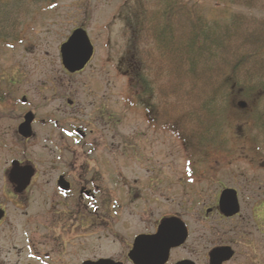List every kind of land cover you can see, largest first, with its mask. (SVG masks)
<instances>
[{
	"label": "flooded vegetation",
	"instance_id": "flooded-vegetation-1",
	"mask_svg": "<svg viewBox=\"0 0 264 264\" xmlns=\"http://www.w3.org/2000/svg\"><path fill=\"white\" fill-rule=\"evenodd\" d=\"M59 56L70 78L86 67L70 72ZM36 89L32 98L0 87V264H264L260 189L219 184L203 198H164L185 177L170 180L168 163L157 167L140 150L152 129L167 132V110L151 94L125 92L145 126L131 154L148 165L131 177L122 166L130 144L120 142V115L107 98L86 86L81 99L74 88ZM89 96L98 105L86 112ZM225 189L236 198L222 200Z\"/></svg>",
	"mask_w": 264,
	"mask_h": 264
},
{
	"label": "rangeland",
	"instance_id": "rangeland-1",
	"mask_svg": "<svg viewBox=\"0 0 264 264\" xmlns=\"http://www.w3.org/2000/svg\"><path fill=\"white\" fill-rule=\"evenodd\" d=\"M136 1L54 0L51 5L33 6L31 14L25 16L24 22L13 33L18 36L17 39L9 37L8 40H14L9 41L12 45L9 47L8 44L0 43V87H12L17 94L25 92L35 98L38 92L36 88L54 85L63 87L61 92L74 88L77 92L75 95L81 99L86 86L97 96L108 99L109 110L115 109L120 115V142L130 144L127 152L131 157L122 166L127 167L131 177L140 171H136L140 166L147 165L136 159L134 161L131 154L138 149L136 145L141 142L139 134H143L141 132L145 129L144 123H140L137 116L125 107L129 75H126L123 59L130 51L134 52L131 47L134 44L133 39L135 40L131 29L133 26L126 31L125 19L130 9V19L135 22L138 18L135 14ZM181 1L198 3L212 19L225 16L230 11L251 15L255 20L264 18V8L260 5L252 9L231 7L227 10L212 0ZM127 2L130 7L124 8ZM140 12L149 15V5H145ZM145 18L141 15V19ZM260 25L255 23L253 29ZM79 27L86 31L94 53L83 72L70 78L62 72L58 49L72 31ZM132 58H136V46ZM20 75V82L14 81L10 85L9 79L16 76L19 79ZM156 87L154 89L158 91ZM97 96H89L82 109L87 108L85 111L89 112L91 103L98 105ZM153 97L154 100L158 99V94ZM240 102L244 101L237 96L232 102L230 114H226L228 110L223 111L225 120L221 122V131L216 136L213 149L204 154L190 152L172 128L167 132H161L158 128L157 132L152 129L151 133H147V140L140 144V150L147 157H151L153 164L160 167L167 162L170 180L176 179L182 170L184 172L185 181L182 186L170 185L165 190L164 198L168 197L170 203L173 199L182 198L181 194L187 195L185 198L196 199V193L203 198L205 194L219 188V184L234 185L245 194H251V190L258 189L264 193V102L259 101L247 110L246 105H239ZM183 110L181 106V115ZM255 114H258V122L254 119ZM154 208L155 213L158 210L156 203ZM5 247L1 241L0 248Z\"/></svg>",
	"mask_w": 264,
	"mask_h": 264
},
{
	"label": "trees",
	"instance_id": "trees-1",
	"mask_svg": "<svg viewBox=\"0 0 264 264\" xmlns=\"http://www.w3.org/2000/svg\"><path fill=\"white\" fill-rule=\"evenodd\" d=\"M53 1L0 0V41L17 39L13 33L31 14V8ZM212 1L227 10L264 8V0ZM145 5H149V15L140 12ZM130 10L126 31L133 26L131 49L135 52L136 46V58L129 49L123 59L130 95L158 94L156 102L168 113L165 130L172 128L190 152L204 154L213 149L225 120L223 111L230 114L237 96L245 102V110L264 102V18L255 20L230 11L212 19L198 3L181 0H137L135 22ZM255 23L260 27L253 29Z\"/></svg>",
	"mask_w": 264,
	"mask_h": 264
},
{
	"label": "water",
	"instance_id": "water-1",
	"mask_svg": "<svg viewBox=\"0 0 264 264\" xmlns=\"http://www.w3.org/2000/svg\"><path fill=\"white\" fill-rule=\"evenodd\" d=\"M59 51L64 68L70 72H75L82 70L89 62L93 54V47L86 31L82 28H76L72 31L68 39L60 45ZM239 105L244 107L245 103L240 102ZM220 198L222 200L236 198L235 191L231 189H225L221 193Z\"/></svg>",
	"mask_w": 264,
	"mask_h": 264
}]
</instances>
